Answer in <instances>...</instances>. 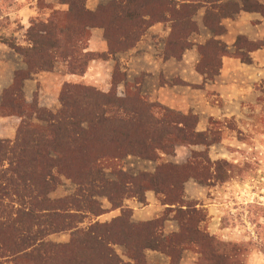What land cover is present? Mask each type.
I'll return each instance as SVG.
<instances>
[{"label": "trees", "instance_id": "obj_1", "mask_svg": "<svg viewBox=\"0 0 264 264\" xmlns=\"http://www.w3.org/2000/svg\"><path fill=\"white\" fill-rule=\"evenodd\" d=\"M65 8H52L45 19H32L26 29L27 45L2 38L21 54L24 69L14 71L12 82L2 91L0 106L21 116L12 139L0 138V264L23 260L25 264H121L115 246H123L130 264H144L148 250L163 254L168 264H180L182 254H197L199 264H243L242 244L223 241L205 227L206 211L194 200H186L184 184L192 179L203 185L223 183L233 176H251L244 163L211 159L209 147L222 140L224 128L237 130L233 117L210 119L197 129V114L182 113L140 94L137 84L118 95L116 87L124 73L117 62L106 92L92 86L64 83L60 107L51 111L34 99L24 103L22 83L40 71H50L62 62L67 73L82 75L90 61L107 60L131 49L153 24L168 23L163 40V59H181L195 46L194 69L203 82L218 74L223 57L250 64V53L264 48V36L251 40L237 35L233 51L217 38L225 33L221 20L239 11L264 18L259 0H109L94 10L87 0H60ZM204 8L202 23L210 32L203 42H194L199 27L193 17ZM102 28L105 52L88 50L91 28ZM164 82L159 79V84ZM170 84L186 82L174 78ZM202 87V84L195 85ZM264 102V96L261 97ZM45 122L44 128L32 120ZM223 123L225 127L223 126ZM236 134V135H237ZM176 146L190 149L182 163L162 160ZM201 147L193 149L192 147ZM156 162L153 171L131 176L120 167L124 157ZM106 169L115 174L108 179ZM252 177V176H251ZM63 180L75 185L72 193L50 197ZM152 191L163 209L155 217L134 222L126 199L146 202ZM119 214L109 221L83 219L106 210ZM174 220L177 228L167 233L164 223ZM69 232L66 242L47 239Z\"/></svg>", "mask_w": 264, "mask_h": 264}, {"label": "rangeland", "instance_id": "obj_2", "mask_svg": "<svg viewBox=\"0 0 264 264\" xmlns=\"http://www.w3.org/2000/svg\"><path fill=\"white\" fill-rule=\"evenodd\" d=\"M24 7L26 14H29V9L33 10L23 20L21 12ZM52 8L56 7L51 4L50 0H0V102L2 91L12 82L14 71L25 68L21 54L15 52L1 39L6 38L17 45L26 46V29L30 25V21L45 19ZM240 25L247 34L254 38L264 36V21L240 19ZM147 35H149L148 42L154 45L151 50V58L157 60L161 57L162 39L165 34L164 32L158 34L149 32ZM205 36V33L200 31L199 34L193 35L192 39L194 42H201ZM194 51V48H191L185 52L182 59L171 61L167 65H163L160 61L159 64H156L150 63L151 60L139 58L134 59L131 63H129V59L126 61L114 58L113 62L101 60L94 62V59L89 62L82 75L69 74L62 62H56L52 70L37 72L23 81L21 88L23 101L26 104L34 99L39 107L55 111L60 107L58 97L64 83L88 85L106 92L110 89L111 72L117 62L119 70L125 76L124 80L120 81L116 87L118 95L133 90L134 86L138 84L140 94L148 97L151 102L169 107L164 102L172 101L181 107L179 111L192 109L199 113L200 126H197L199 130L205 129L210 119L233 117L235 126L242 135L239 137L236 130L224 128L221 142L209 147V156L213 160L224 158L233 163H244V169L248 170L252 177L246 175L244 178H240L234 175L226 182L209 185L199 184L190 179L184 184L185 199L194 200L198 203L196 207L205 209L207 214L205 227L209 233L218 234L223 241L243 245L245 249L243 264H264V102L260 101L264 96V75L255 80L253 74L248 73L246 77L242 76V80L234 79L233 81L236 83L232 86L227 78L225 80L216 77L208 82L211 85L216 81H221L223 86L221 90L227 93L225 96H221L214 89H208L209 93L201 96L197 91L190 90L183 85L165 90L158 89V78L156 77L159 76L162 79L161 72L163 70L166 72L183 70L189 73V67L196 58ZM139 54L140 51H136L135 55ZM155 56L159 57L155 58ZM263 57L264 55H261L262 59ZM255 67L264 72V61H256ZM151 74L154 76L151 77ZM173 110L177 111V109ZM20 120L21 116L0 106V138L12 139ZM32 121L41 128L45 126L43 121L37 119ZM224 124L226 123H223L225 127ZM192 148L201 149L196 146ZM190 149L185 146H176L175 152L163 155L162 160L182 163L189 156ZM155 166L156 162L154 161L142 160L134 156L124 157L120 162L122 170L131 176L140 171H153ZM105 171V176L108 179L115 180V174L109 169ZM74 189L73 183L63 180L62 184L50 193V197L58 198L72 193ZM99 200L106 212L98 216L87 215L79 227H85L95 220L109 221L119 214V209L109 210L110 205L105 198L101 197ZM130 200L137 203L136 209L147 204V201L143 204L135 199H126L124 204L132 209V215L134 205L128 203ZM155 201L154 205L160 206V209L150 211L145 216L153 214L151 217L153 218L161 212L163 206L156 199ZM109 211H116L117 214L111 217L106 214ZM132 215V221L138 222L133 220ZM175 227L177 228V225L174 220H167L164 223L165 233ZM47 239L55 243L66 242L69 239V232L51 234ZM115 251L122 260L121 264H130L123 246H115ZM197 257V254L185 250L180 264H199ZM5 264L25 263L23 260H12ZM144 264H168V260L159 252L157 254L147 252Z\"/></svg>", "mask_w": 264, "mask_h": 264}, {"label": "crops", "instance_id": "obj_3", "mask_svg": "<svg viewBox=\"0 0 264 264\" xmlns=\"http://www.w3.org/2000/svg\"><path fill=\"white\" fill-rule=\"evenodd\" d=\"M51 4L54 5V7L56 8H64L65 5L61 4L59 1L60 0H50ZM109 0H87V7L90 10H94L98 5H102L107 3ZM237 1V0H234ZM262 3H264L263 0H259ZM33 9H29V14H26V8H23V12H21V15H23V20L25 19L26 15H30V13H32ZM204 13V8H201L197 11L196 15L193 17V19L196 21L198 27H199V32H204L205 33V38H208L210 36V32L204 27L203 23H202V16ZM240 19H247V20H259V21H264V18L261 17V15H259L258 13L255 12H245V11H239L238 13H234L232 14L230 17H225L221 20V24L223 25V27L225 28V33H223L222 35L218 36L217 38H219L220 40H222L226 45H227V49L229 51H233L234 47H233V43L234 40L236 38L237 35H245L248 39L251 40H255V39H259V38H254L253 36H250L249 34L246 33L245 29H243V27L240 25ZM91 33H90V37L88 39V44H87V48L90 51L93 52H105L107 50V44L105 41V38L103 36V29L102 28H91L90 29ZM164 30V31H163ZM169 31V25L168 23H155L153 25H151L146 32L144 33V35L140 38V40L135 44L134 47H132L131 49L127 50V51H123V52H118L116 54H114L113 57H110L107 60H102V59H95L94 62H98L96 60H101V61H111L113 62L114 58L116 59H120V60H126L129 59V63H131L134 59H147V61H150V63H158L159 61L162 62L163 65H167L169 62L171 61H179L180 59H175V58H167V59H163L162 56L159 59H153L151 58V53H152V48H154V45H151L148 42V37L149 35H147L149 32L151 33H159V32H164L165 36L167 35ZM199 34V33H198ZM197 35V34H196ZM165 36L163 37L162 40H164ZM203 39V41H204ZM201 41V42H203ZM198 43V42H196ZM162 45H163V41H162ZM192 48H194V52H195V61L194 63L189 67V73L188 72H184L183 70L180 71H176V72H171L168 71L166 72L165 70H161V78L163 80V84L160 85L159 84V76L156 77L158 78V89H163L165 90L166 88H177L178 85H182V84H170L172 82L173 78H178L181 79L183 81L186 82L185 86L186 88L190 89V90H194L195 92L197 91V93H200L201 96H205L206 94H208V89H214L215 91L219 92L221 96H225L227 93H225L223 90H221L223 88L222 86V82L221 81H216L215 84H211L209 85L208 82L212 81L214 78H220V79H229L228 82L230 83V86H232L234 83H236V81L234 82V79H240L242 80L243 77H246L249 74H253V79L256 80V78L262 77V75H264V72L255 67L256 61H264V57L263 59L261 58V55H264V48L263 49H258L255 51H252L250 53L251 56V60L252 62H254V65H252V62L250 64H246L243 63L241 61H239V59L234 58V57H223L222 58V62H221V68L219 69V72L217 75H215L213 77V79L211 80H206L205 82H203V76L201 74H199L195 69H194V65L197 61V52L195 49V46H193ZM191 49V48H190ZM188 49V50H190ZM186 50V51H188ZM136 51H140L139 55H135ZM185 51V52H186ZM149 52V53H148ZM161 52V51H160ZM260 53V54H259ZM185 54V53H184ZM181 57V59L184 57ZM161 55V53H160ZM260 55V56H259ZM159 56H155V58H158ZM193 66V67H192ZM164 67V66H163ZM148 76V75H147ZM151 77L154 75H150ZM243 76V77H242ZM244 82V81H243ZM242 82V83H243ZM202 84V87H195V85H199ZM236 85V84H235ZM235 89V87H233ZM235 95V94H233ZM166 103V105H168L170 109H177V111L181 110L179 106H177L176 104H174L172 101H168V102H164ZM188 111H191L195 114H197L198 116V123L197 126H200V115L199 113L193 111L192 109H186V110H182L180 112L182 113H186ZM199 130V129H198ZM146 196V201L147 204H145L144 206H142L141 204V208L140 209H136L137 203L134 200H130L128 201V203L133 204V215L132 218L135 221H139V220H146L148 218H151L153 216V214H151L150 216H145L146 213H149L150 211H155L157 209H160V206H155L154 203H156L155 198H154V194L151 191H147V193L145 194ZM111 215V217L115 216L117 214L116 211H109V213H106ZM176 227L173 229L175 230ZM147 252L150 253H155L157 254L156 251H150L148 250ZM146 252V254H147ZM167 259V258H166Z\"/></svg>", "mask_w": 264, "mask_h": 264}]
</instances>
